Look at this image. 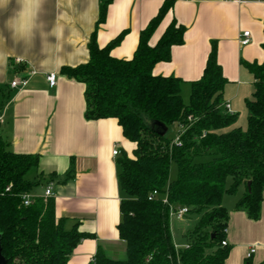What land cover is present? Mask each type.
<instances>
[{
	"label": "trees",
	"instance_id": "obj_1",
	"mask_svg": "<svg viewBox=\"0 0 264 264\" xmlns=\"http://www.w3.org/2000/svg\"><path fill=\"white\" fill-rule=\"evenodd\" d=\"M107 4L101 7L96 31L105 22ZM173 5V1L165 2L141 32L131 59H117L111 54L124 33L104 48L99 47L94 34L88 46L89 61L61 70L67 78L85 85L86 119L116 120L124 138L134 146L130 154L124 152L118 160L119 183L127 195L121 203L122 221L118 225L126 257L114 260L99 251L90 264H225L231 248L222 245L230 216L223 206L224 197L243 189L234 212H245L254 221L261 217L264 62H242L254 78V93L246 103L245 130L235 126L237 115H230L223 103L227 81L217 61L215 43L203 76L191 84L186 104L181 79L153 74L156 64L171 60L173 47L184 44L186 29L176 20L156 45L149 43ZM157 124L168 129L177 125L179 131L185 128L181 145L174 144L167 134L159 135ZM37 164L38 157L13 153L0 137L2 254L8 264H69L76 247L88 236L77 228L65 229V220L56 216L53 198L38 197L25 205L23 195L40 185L27 180ZM174 164L177 178L171 181ZM153 192L158 196L150 201ZM171 207H186L188 213L199 216L180 244L174 238ZM245 264L254 263L249 258Z\"/></svg>",
	"mask_w": 264,
	"mask_h": 264
},
{
	"label": "crops",
	"instance_id": "obj_2",
	"mask_svg": "<svg viewBox=\"0 0 264 264\" xmlns=\"http://www.w3.org/2000/svg\"><path fill=\"white\" fill-rule=\"evenodd\" d=\"M168 1L174 2L173 8L149 43L156 45L173 20L185 27V40L172 48L169 62L155 65L153 74L179 78L183 82L181 94L183 88L191 91V84L203 76L215 43L217 61L227 81L223 103L237 119L247 117L246 103L254 93V78L242 62H264V3L258 0H97L94 23L90 22L86 35L77 33L70 38L75 52L67 63L40 75L29 63L9 59L0 71V115H4L0 137L13 153L38 157L37 167L30 170L27 180L40 185L30 196L43 197L51 186L56 216L65 220V229L77 228L88 236L76 247L69 264H90L99 251L114 260L126 257L118 225L122 221L121 203L127 195L119 183L118 160L124 152L130 154L134 146L124 138L116 120L86 119L85 85L67 78L61 70L89 61L88 46L94 34L99 47L104 48L124 33L111 54L117 59H131L141 32ZM106 2L105 22L96 31ZM46 7L51 21L53 3ZM244 32L251 35L247 46L240 44ZM36 59L35 55L30 57L33 63ZM52 73L56 74L55 87L47 81ZM24 78L28 79L26 87H11L13 81ZM174 127L178 133L179 127ZM115 149L120 156L113 155ZM226 242L233 249L225 264H245L252 249L253 263L264 261V200L258 221L245 212H231Z\"/></svg>",
	"mask_w": 264,
	"mask_h": 264
},
{
	"label": "clouds",
	"instance_id": "obj_3",
	"mask_svg": "<svg viewBox=\"0 0 264 264\" xmlns=\"http://www.w3.org/2000/svg\"><path fill=\"white\" fill-rule=\"evenodd\" d=\"M97 8V0H0V71L9 59L29 63L40 75L55 71L74 56L70 38L86 35Z\"/></svg>",
	"mask_w": 264,
	"mask_h": 264
},
{
	"label": "built area",
	"instance_id": "obj_4",
	"mask_svg": "<svg viewBox=\"0 0 264 264\" xmlns=\"http://www.w3.org/2000/svg\"><path fill=\"white\" fill-rule=\"evenodd\" d=\"M258 1L264 3V0H258ZM250 37H251L250 32H244L241 39H240V44L242 46L249 45L251 42ZM18 64H22V63H18ZM47 81L51 87H55L56 86V74L52 73V74L48 75ZM27 84H28V79H26V78L18 79V80H15L11 83V87L12 88L26 87ZM225 108L230 115H233L232 111L230 110V106L228 104L225 105ZM189 120L191 121L190 118H189ZM3 123H4V115H0V129L3 125ZM184 131H185V128L180 127V131L177 133V136L173 141L174 144H176L178 146L181 145L180 144V137L184 134ZM113 155L114 156H120L119 149H115L113 151ZM53 196H54L53 188L51 186L47 187V189L45 190V193L43 195V198L49 199V198H53ZM157 196H158V193L153 192L152 195L149 197V200L151 201L154 198H156ZM32 199L33 198L30 196V194L23 195V200H24V203L26 206L31 204ZM163 201H164V203H167V199L165 197H164ZM187 214H188V209L186 207H176V208L171 207L170 208V215H171L172 219L175 221H182ZM222 245L227 246L228 244L226 241H223ZM254 253H255V249H252V251L247 255V258L248 259L251 258L252 254H254Z\"/></svg>",
	"mask_w": 264,
	"mask_h": 264
},
{
	"label": "rangeland",
	"instance_id": "obj_5",
	"mask_svg": "<svg viewBox=\"0 0 264 264\" xmlns=\"http://www.w3.org/2000/svg\"><path fill=\"white\" fill-rule=\"evenodd\" d=\"M190 90L183 88L182 89V98L184 100L185 103L189 102V98H190ZM248 117V115H247ZM247 117L245 116L243 119H237V122L235 126L236 127H240L241 129L245 130L247 128L248 125V120ZM147 121V120H146ZM177 136V129L176 127L172 126L168 129L167 132V137L170 139H175ZM177 178V167L176 165H172L171 167V173H170V180L171 181H175ZM231 184V179L228 180L227 185L229 186ZM243 189H240L239 192L235 195H226L224 197V204L223 206L229 211V214H231V212L234 211L235 205L238 202L239 198L242 196L243 194ZM231 210V211H230ZM199 220V216L192 214V213H188L186 215V217L182 220V221H175L172 225V229L174 230V238L176 240V242L178 244L182 243V237L183 235L188 231L191 230L195 227V225L197 224ZM229 220H230V216H229ZM229 223V222H228ZM228 228V226H227ZM231 250L233 249V247H230ZM231 252V251H230Z\"/></svg>",
	"mask_w": 264,
	"mask_h": 264
},
{
	"label": "water",
	"instance_id": "obj_6",
	"mask_svg": "<svg viewBox=\"0 0 264 264\" xmlns=\"http://www.w3.org/2000/svg\"><path fill=\"white\" fill-rule=\"evenodd\" d=\"M156 132L161 136H165L168 132V128H166L164 125L157 124ZM250 186L251 183H248L249 190H250ZM0 264H8V261L2 254L1 235H0Z\"/></svg>",
	"mask_w": 264,
	"mask_h": 264
}]
</instances>
